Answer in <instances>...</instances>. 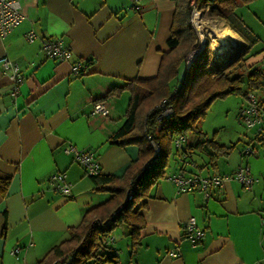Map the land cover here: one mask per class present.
Segmentation results:
<instances>
[{"label":"crops","instance_id":"1","mask_svg":"<svg viewBox=\"0 0 264 264\" xmlns=\"http://www.w3.org/2000/svg\"><path fill=\"white\" fill-rule=\"evenodd\" d=\"M20 3L25 18L0 36V58L17 62L21 73L13 94L12 82L0 67V174L11 177L6 192L0 193V264H34L69 237L68 228L77 225L87 209L111 196L97 188L65 147L93 151L103 175L120 176L136 159L135 144L109 143L123 121L129 93L104 97L128 80L156 75L162 53L168 50L175 6V0ZM237 8L233 18L245 37L229 20L223 21L245 47L254 37V44H264V34ZM256 16L257 29L264 32V15ZM30 30L37 34L34 40L26 38ZM58 36L70 47L65 60L47 57L41 47L43 39ZM253 45L250 52L255 54L249 59L260 67L264 46L253 50ZM78 60L81 71L75 74L72 67ZM98 101L105 105V114L92 112ZM199 128L204 133L200 140L211 137ZM247 129L241 143L234 136L224 143L216 130L217 142L236 145L214 161L207 149L194 150L190 156L183 153L185 161L172 151L165 176L136 204L145 218L138 243L132 245L127 224L116 225L107 237L111 249L118 250L120 264H264V117ZM196 140V135H189L186 143ZM151 143L157 146L154 140ZM248 144L254 146L250 154L244 152ZM239 166L249 167L253 177L249 189L231 178L211 187L208 194L197 188L180 192L169 178L180 168L211 175L231 174ZM56 172L66 174L70 195L49 186L48 178ZM190 217L204 232L195 244L185 229Z\"/></svg>","mask_w":264,"mask_h":264},{"label":"trees","instance_id":"2","mask_svg":"<svg viewBox=\"0 0 264 264\" xmlns=\"http://www.w3.org/2000/svg\"><path fill=\"white\" fill-rule=\"evenodd\" d=\"M251 0H175L174 11L167 38L168 50L161 56L156 75L147 78H134L121 86L112 87L104 98L118 95L126 90L128 103L120 127L110 135L109 143L120 146L135 144L138 147L136 159L125 168L123 174L90 175L97 188L106 190L111 196L103 203L87 209L77 225L70 226L69 237L53 245L34 264H120L117 249L107 243V237L116 225L131 227V243H138L140 230L145 218L138 201L148 195L149 188L165 176L168 157L171 152L190 156L194 150H209L210 161L219 156H227L235 143L220 144L204 133L198 126L208 106L218 97L237 93L248 101L253 93L264 107V99L256 92L264 91V70L256 62L247 64V56H252L251 46L257 41L254 37L238 56L227 59L215 75L208 68L209 49L205 45L186 64V54L197 45L196 34L191 26V15L197 4L208 5L213 17L230 21L231 27L245 37V32L233 22L234 10L238 5ZM244 33V35H243ZM171 110L158 117L162 110ZM157 144V151L150 139ZM184 135L180 147L174 146V139ZM189 135H196L195 143L189 145ZM263 140V138L261 139ZM174 146V147H173ZM186 156L180 159L185 161ZM156 160L146 167L150 159ZM185 169V168H184ZM190 172V171H189ZM10 175L0 174V193L6 192ZM131 191V197L127 196Z\"/></svg>","mask_w":264,"mask_h":264},{"label":"built area","instance_id":"3","mask_svg":"<svg viewBox=\"0 0 264 264\" xmlns=\"http://www.w3.org/2000/svg\"><path fill=\"white\" fill-rule=\"evenodd\" d=\"M24 18L25 15L22 12L20 0H0V36L6 35ZM36 37L37 34L33 30H30L26 34V38L28 40H34ZM41 47L44 54L49 58L65 60L71 55L70 47L64 43L61 36L43 39ZM81 65V61L78 60L73 65L72 71L75 74H78L81 71ZM0 67L2 72L10 78L12 82V93L14 94L21 79L19 64L5 56L0 58ZM170 110L171 106L168 105L162 110L158 117L167 114ZM92 112L105 114L107 109L103 103L98 101L93 104ZM239 116L243 123L249 128L260 124L261 121H263L264 107L259 104L258 99L253 93L250 92L248 94V101L240 110ZM147 137L150 141H152L149 135ZM184 140L185 136L179 135L174 139V145L176 147H180ZM154 147L157 151V146ZM65 150L72 153L73 159L83 166L86 174L95 175L100 173V164L93 151L78 149L71 144H68L65 147ZM253 151L254 146L250 144L244 146L245 153L250 154ZM155 160L156 158L150 159V161L146 164V167H148L149 164L153 163ZM169 178L174 182L180 192H191L197 188L203 190L206 194H208V190L211 187H220L223 185L224 181L231 178L238 180L245 188L248 189L251 188L253 182V177L248 166H239L231 174L211 175H200L195 172H188L184 168H180L171 174ZM48 184L65 196L71 194L70 183L66 181V174L64 172L52 173L48 178ZM127 196L131 197V191H127ZM185 229L192 244H195L203 237L204 232L201 228L196 226L193 217H190L187 220ZM116 253L118 252L116 251ZM172 254L175 255L177 253L175 252ZM128 264L141 263L129 262Z\"/></svg>","mask_w":264,"mask_h":264},{"label":"rangeland","instance_id":"4","mask_svg":"<svg viewBox=\"0 0 264 264\" xmlns=\"http://www.w3.org/2000/svg\"><path fill=\"white\" fill-rule=\"evenodd\" d=\"M244 5V6H243ZM264 3L262 0H258L256 2H253L252 0L248 2L247 4H241L237 6V13H243L246 17V20L252 24V26L259 32L263 33L262 29H257V21L253 20L256 18V15H264ZM196 13H198L199 20H202L206 25L212 26V27H221L224 25H227L225 21H223L220 17H213L208 12V5L204 4H196L192 10L191 15V26L196 34V41H194V44L197 46L190 50L186 56V64L189 65L191 60L194 58V56L205 46L207 45L209 49V65L208 68L211 71L212 75H215L217 70L220 68V63L224 61H218L216 60V57L214 56V52L212 50V39L210 35L207 33L205 27H201L202 30H200L197 26V23H195V16ZM233 22L238 27L241 26L238 22L236 23L233 19ZM228 26V25H227ZM243 42V41H242ZM264 44L253 45L254 49H259ZM246 47L244 46V43L242 46L237 49L235 52L230 54L232 58L238 56ZM236 54L234 57L233 55ZM228 55L226 58L229 59L231 56ZM253 56V55H252ZM252 56H247V59H249ZM192 58V59H190ZM225 58V59H226ZM226 59V60H227ZM246 59V60H247ZM262 62L259 63L260 67L264 68V57ZM251 61L247 62V64H250ZM256 95L264 97V91L259 90L256 92ZM124 98V97H123ZM245 100H247L245 97H243L240 94L237 93H231L224 97H218L212 101V103L208 106L206 110L205 116L198 121V126L202 127L204 131H206L209 135H217V131H219L218 136L222 139L224 143H229L231 139H233V136L235 138L240 137V141L244 139V136L242 135L246 130L248 131L247 127L243 121L239 118V113L242 107L246 104ZM234 131V133H233ZM240 133V134H235ZM241 144H239L240 146ZM173 153L168 157V163L169 161H172ZM124 247V246H122Z\"/></svg>","mask_w":264,"mask_h":264},{"label":"bare ground","instance_id":"5","mask_svg":"<svg viewBox=\"0 0 264 264\" xmlns=\"http://www.w3.org/2000/svg\"><path fill=\"white\" fill-rule=\"evenodd\" d=\"M197 14L198 13H196L195 16V23H197L196 27L200 30H202L201 27L206 28L207 33L212 39V50L216 60L225 61L228 55L232 54L242 46V40L237 37L227 25L221 27L208 26L202 20H199Z\"/></svg>","mask_w":264,"mask_h":264},{"label":"water","instance_id":"6","mask_svg":"<svg viewBox=\"0 0 264 264\" xmlns=\"http://www.w3.org/2000/svg\"><path fill=\"white\" fill-rule=\"evenodd\" d=\"M235 55H236V54H234V55H233V57H234ZM230 58H232V56H231ZM230 58H229V59H230ZM224 62H226V60H225V61H223V62H222V64H223Z\"/></svg>","mask_w":264,"mask_h":264}]
</instances>
